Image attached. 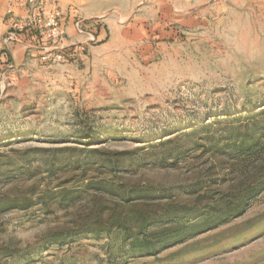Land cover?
Here are the masks:
<instances>
[{"label": "rangeland", "instance_id": "1", "mask_svg": "<svg viewBox=\"0 0 264 264\" xmlns=\"http://www.w3.org/2000/svg\"><path fill=\"white\" fill-rule=\"evenodd\" d=\"M4 11L0 264H264V186L242 213L153 255L107 226L127 210L124 190L168 196L144 208L200 207L258 164L222 136L264 116V0H9Z\"/></svg>", "mask_w": 264, "mask_h": 264}, {"label": "trees", "instance_id": "2", "mask_svg": "<svg viewBox=\"0 0 264 264\" xmlns=\"http://www.w3.org/2000/svg\"><path fill=\"white\" fill-rule=\"evenodd\" d=\"M244 117L254 120L255 114L251 109H247ZM229 119L230 117L226 115L223 120L229 121ZM241 128H243L242 131H240ZM222 137L223 143L236 150L238 156L258 163L252 169L248 166L243 167V173L238 182L239 189L232 194L225 193L217 202L200 207H187L175 204L174 201H167L162 207L151 209L149 206L144 208L138 204L146 205L149 200H161L168 196L154 193L147 188L132 187L130 190L122 191L121 201L126 203L127 210L123 214L111 216L107 226L118 228L123 242L127 243L131 251L146 255L156 254L191 235L210 230L228 221L231 217L242 213L256 197L264 186V116L253 121L251 127H248L246 123L229 127ZM98 151L93 149L92 152ZM114 155L115 159L110 162L113 166H118L115 164L120 162L121 155L124 154L116 152ZM80 192L75 190L69 192L68 196L73 197ZM132 199L135 201H131ZM108 227L92 229L91 233L97 235L101 230L108 231ZM68 239L69 237L66 236H56L53 241L60 244Z\"/></svg>", "mask_w": 264, "mask_h": 264}, {"label": "crops", "instance_id": "3", "mask_svg": "<svg viewBox=\"0 0 264 264\" xmlns=\"http://www.w3.org/2000/svg\"><path fill=\"white\" fill-rule=\"evenodd\" d=\"M9 0H0V33L6 31V21L4 20L5 6Z\"/></svg>", "mask_w": 264, "mask_h": 264}, {"label": "built area", "instance_id": "4", "mask_svg": "<svg viewBox=\"0 0 264 264\" xmlns=\"http://www.w3.org/2000/svg\"><path fill=\"white\" fill-rule=\"evenodd\" d=\"M15 1H23V0H15ZM25 1H31V0H24V2H25Z\"/></svg>", "mask_w": 264, "mask_h": 264}]
</instances>
